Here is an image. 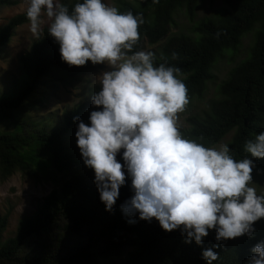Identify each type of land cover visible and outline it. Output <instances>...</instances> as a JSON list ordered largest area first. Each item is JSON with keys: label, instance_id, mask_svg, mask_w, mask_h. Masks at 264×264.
I'll use <instances>...</instances> for the list:
<instances>
[{"label": "trees", "instance_id": "trees-1", "mask_svg": "<svg viewBox=\"0 0 264 264\" xmlns=\"http://www.w3.org/2000/svg\"><path fill=\"white\" fill-rule=\"evenodd\" d=\"M60 1L69 11L77 2ZM200 1L123 0L116 8L143 18L132 51L142 49L143 40L151 46L164 40L153 57L154 66L166 63L180 69L178 78L187 88L186 106L202 98L217 57L225 51H236L242 37L254 28L247 57L220 83L218 98L208 102L201 115H190L189 127L182 130L185 138L205 147H214L231 133L226 145L234 159H241L249 155L244 143L264 130V0H223L224 7L192 27L193 36L166 38L175 14L182 10L192 19ZM13 3L0 0V7ZM26 23L23 13L0 27V50L9 43L14 29ZM89 65L68 66L62 62L58 44L45 30L18 58L19 87L0 95V125L6 127L0 131V181L17 172L34 181L61 176L58 187L38 203L34 213L19 221L13 237L3 240L6 220L0 218V264H92L96 257L119 255L124 247L130 250L120 264H205L201 250L216 243L214 230H209L198 246L194 241L184 243L179 229L165 232L154 218L145 222L132 217L134 223L126 222L129 217L122 215L119 205L132 195L127 177L112 211L104 210L92 169L87 171L83 163L81 168L75 167V146L69 135L76 125L77 110L74 114L64 112L56 122L35 121L19 114L43 77L58 72L64 79H74ZM249 159L254 163L253 177L264 178V158ZM253 227L252 237L242 235L214 248L218 256L213 264H244L252 246L264 240V218L253 222ZM65 235L77 241L68 244Z\"/></svg>", "mask_w": 264, "mask_h": 264}, {"label": "clouds", "instance_id": "clouds-1", "mask_svg": "<svg viewBox=\"0 0 264 264\" xmlns=\"http://www.w3.org/2000/svg\"><path fill=\"white\" fill-rule=\"evenodd\" d=\"M24 2L34 36L41 31V13L47 18V35L58 44L62 62L108 68L96 75L99 89L90 103L98 110L90 111L89 123L74 117L75 143L94 173L104 210L112 211L127 177L132 195L119 205L126 222L154 218L165 232L179 229L184 243L198 246L214 230L216 243L201 250L205 264L217 259L213 249L222 241L252 237L253 222L264 218V192L250 186L249 156L264 158V130L244 143L249 155L241 159L226 144L205 147L185 138L177 124L188 104L180 69L154 66L151 50L132 51L143 23L139 14L119 12L103 0H77L70 11L60 0ZM250 253L244 264H264V240Z\"/></svg>", "mask_w": 264, "mask_h": 264}, {"label": "rangeland", "instance_id": "rangeland-1", "mask_svg": "<svg viewBox=\"0 0 264 264\" xmlns=\"http://www.w3.org/2000/svg\"><path fill=\"white\" fill-rule=\"evenodd\" d=\"M13 1L14 3L11 6L0 7V27L6 26L13 17L25 13L26 4L24 0ZM119 1L123 0H103L107 5L114 7H117ZM222 7H224L223 0H201L192 19L188 18L182 10L178 11L174 16V24L168 28L166 38L177 34L192 35V27L199 20L209 17ZM41 21L39 36H34L31 33L29 23L20 25L14 29L9 43L0 50V95L10 94L14 91V87H19L20 71L18 58L24 55L29 50L31 43L47 30L48 21L44 17L43 12L41 13ZM254 33V28L246 33L242 37L236 51H225L217 57L211 69L212 79L207 82L202 98L193 100L188 106H185L183 112L178 114L177 124L181 134L183 133L182 130H186L189 127L187 119L190 115H201L205 111L207 103L218 98V86L226 79L229 71L247 57ZM163 43L164 40L157 45L151 46L146 40H143L142 49L145 51L151 50L155 56ZM89 64L88 70L74 79H64L58 72H52L43 77L39 85L27 98L19 114L27 115L35 121L43 119L56 122L60 120L64 112L73 113L77 110V117L87 125L90 111L98 110L90 103L91 95L99 89V80L96 75L108 70L103 64L93 65L91 62ZM5 128V126L0 125V131ZM75 131L76 125L74 126V131L69 135V140L75 146L74 154L77 162H75V167L79 169L83 162L75 143ZM230 137L231 133L225 134L214 147L226 144ZM116 159L123 164L120 156L116 157ZM89 169L87 168V171ZM251 176L252 182H250V186L254 187L258 194L264 192V178L260 179L258 175L254 178L253 174ZM60 179L61 176L55 175L53 178L50 176L34 181L17 172L7 180L0 181V218H5L6 220L2 233L3 240L14 236L19 221L34 213L38 203L51 190L58 187L56 183ZM65 238L68 244L77 241V238H71L68 235H65ZM39 242L40 240L34 241L37 244ZM122 250L117 256L107 254L104 257H96L92 264H120L130 249L124 247Z\"/></svg>", "mask_w": 264, "mask_h": 264}]
</instances>
